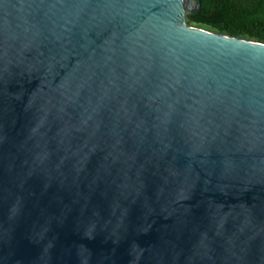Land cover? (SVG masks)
<instances>
[{
	"label": "water",
	"instance_id": "obj_1",
	"mask_svg": "<svg viewBox=\"0 0 264 264\" xmlns=\"http://www.w3.org/2000/svg\"><path fill=\"white\" fill-rule=\"evenodd\" d=\"M191 1L0 0V264H264V43Z\"/></svg>",
	"mask_w": 264,
	"mask_h": 264
},
{
	"label": "trees",
	"instance_id": "obj_2",
	"mask_svg": "<svg viewBox=\"0 0 264 264\" xmlns=\"http://www.w3.org/2000/svg\"><path fill=\"white\" fill-rule=\"evenodd\" d=\"M187 25L264 43V0H199Z\"/></svg>",
	"mask_w": 264,
	"mask_h": 264
},
{
	"label": "bare ground",
	"instance_id": "obj_3",
	"mask_svg": "<svg viewBox=\"0 0 264 264\" xmlns=\"http://www.w3.org/2000/svg\"><path fill=\"white\" fill-rule=\"evenodd\" d=\"M191 7H192V1L191 0H186L185 10H186V8H191Z\"/></svg>",
	"mask_w": 264,
	"mask_h": 264
},
{
	"label": "rangeland",
	"instance_id": "obj_4",
	"mask_svg": "<svg viewBox=\"0 0 264 264\" xmlns=\"http://www.w3.org/2000/svg\"><path fill=\"white\" fill-rule=\"evenodd\" d=\"M185 17H186V15H185Z\"/></svg>",
	"mask_w": 264,
	"mask_h": 264
}]
</instances>
